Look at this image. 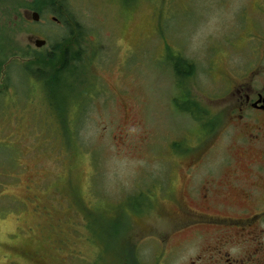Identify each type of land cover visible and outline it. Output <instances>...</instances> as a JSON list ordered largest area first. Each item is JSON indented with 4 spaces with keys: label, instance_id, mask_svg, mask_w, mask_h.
Returning <instances> with one entry per match:
<instances>
[{
    "label": "rangeland",
    "instance_id": "1",
    "mask_svg": "<svg viewBox=\"0 0 264 264\" xmlns=\"http://www.w3.org/2000/svg\"><path fill=\"white\" fill-rule=\"evenodd\" d=\"M219 1L41 0L36 22L37 0H0V264H264V179L210 108L245 0ZM232 42L223 73L252 50Z\"/></svg>",
    "mask_w": 264,
    "mask_h": 264
},
{
    "label": "flooded vegetation",
    "instance_id": "2",
    "mask_svg": "<svg viewBox=\"0 0 264 264\" xmlns=\"http://www.w3.org/2000/svg\"><path fill=\"white\" fill-rule=\"evenodd\" d=\"M229 2V0H220L217 4L222 13L228 10L226 8L229 7ZM228 18L230 17H227L224 21L226 22ZM232 25L229 30L224 29L222 32L224 38L219 39L220 50H223V53L219 54L220 50H218L215 54V49L211 44L212 52L209 56L210 58L214 54L215 56L213 60L210 59V69L214 68L216 71L220 69L222 74H219V76L222 79L223 92L221 89L222 94L213 99L218 100L214 105L215 107H211V105L210 108L213 112L227 114L224 130L228 134L235 135L239 141L241 151L248 158L247 162H250L247 166L251 169L250 176L264 179V0H245L236 8V12L232 17ZM234 37L238 39L246 37L249 42H252V50L246 54L240 66H230L229 72L223 73L222 68L217 67L215 57L220 55L225 57L224 50H234V43L232 42ZM215 39L218 38L215 37ZM171 54L167 57L174 74H176V84L181 95V91L185 89L187 77L180 79L176 73V66L183 64L182 68L185 74L188 77H193L196 62L194 66L192 65L193 62L190 64L191 61L188 62L181 56V51L178 54H172V56ZM228 59L229 55L225 57L226 61ZM185 99L188 98L178 96L174 98V102L175 104L177 102L181 104V100ZM243 190H246V188ZM207 191L211 193L209 189ZM254 191L253 188L249 190L248 198L255 195ZM208 196H210L209 193L204 194L202 197L207 198Z\"/></svg>",
    "mask_w": 264,
    "mask_h": 264
},
{
    "label": "trees",
    "instance_id": "3",
    "mask_svg": "<svg viewBox=\"0 0 264 264\" xmlns=\"http://www.w3.org/2000/svg\"><path fill=\"white\" fill-rule=\"evenodd\" d=\"M45 7H47V5H46V3H43V2H41V0H37V4H36V9L37 10H39V12L41 13L42 12V10L43 9H45ZM60 20V19H59ZM62 22V21H61ZM63 22H66L67 23V25H69V22H68V20L67 19H64V21ZM5 47V46H4ZM3 47V48H4ZM6 48V47H5ZM4 50H6V49H4ZM76 60V59H78V57L77 56H74V57H71L70 56V53H69V48H66V50H65V52H64V58H63V60H62V63L60 64V66H61V68H64V70L66 71V72H68V73H71V72H73V70L75 71L77 68L76 67H74V68H72V67H70V65L67 67L66 65H67V63H68V60ZM183 65V64H182ZM182 65L180 66V65H177L176 66V73H177V75L180 77V79L181 78H183V77H187L188 78V75L187 74H185V72H184V69L182 68ZM77 66V65H76ZM188 67V65L186 66V68ZM57 72V74H55V75H46V74H44V72L41 70V69H37L35 72H34V76L36 77V78H40L41 80H43L44 81V84L46 85L47 84V86H52V87H54L56 84L58 85L59 83L61 84V82H60V77H61V75H63L64 73H66V72H60L61 71V69L60 70H56ZM183 71V72H182ZM39 75V76H38ZM70 75H72L73 76V74H70ZM53 77H56V78H53ZM186 78V79H187ZM81 81V77L79 78V74H76V82H80ZM70 85H74V80H73V82H71V83H68L67 82V84H66V86H70ZM186 110H187V108H186ZM130 197H131V199H130ZM129 197V200H128V203L130 204V201H131V205H133L134 207H135V209L133 210V211H135V212H138V210H140L138 213H142L143 212V209H144V205H142L141 203H138L137 201H136V199H135V197H132V196H130ZM139 198V197H138ZM144 200H146L145 201V205L146 204H148V200L146 199V198H143ZM143 200V201H144ZM142 201V202H143ZM136 204V205H135ZM139 204V206L137 207V205ZM143 206V207H142ZM145 210V209H144ZM120 216L123 218V219H125V218H127L128 217V214H125V215H122V214H120ZM127 221V220H126Z\"/></svg>",
    "mask_w": 264,
    "mask_h": 264
},
{
    "label": "water",
    "instance_id": "4",
    "mask_svg": "<svg viewBox=\"0 0 264 264\" xmlns=\"http://www.w3.org/2000/svg\"><path fill=\"white\" fill-rule=\"evenodd\" d=\"M32 18H33L34 20H39V19H40V14H39V12L34 11V12L32 13ZM35 44H36V46L41 47V46H43V45L46 44V40H45V39H41V38H37V39L35 40Z\"/></svg>",
    "mask_w": 264,
    "mask_h": 264
}]
</instances>
